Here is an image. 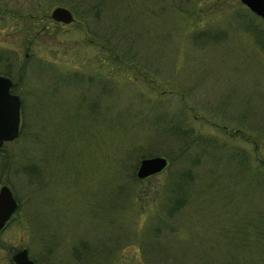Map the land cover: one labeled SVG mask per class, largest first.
<instances>
[{
  "label": "rangeland",
  "instance_id": "rangeland-1",
  "mask_svg": "<svg viewBox=\"0 0 264 264\" xmlns=\"http://www.w3.org/2000/svg\"><path fill=\"white\" fill-rule=\"evenodd\" d=\"M260 34L240 0H0L20 99L0 264L21 247L39 264H264ZM155 155L166 167L137 177Z\"/></svg>",
  "mask_w": 264,
  "mask_h": 264
},
{
  "label": "water",
  "instance_id": "water-1",
  "mask_svg": "<svg viewBox=\"0 0 264 264\" xmlns=\"http://www.w3.org/2000/svg\"><path fill=\"white\" fill-rule=\"evenodd\" d=\"M252 12L264 19V0H240ZM50 16L61 22H70L73 19L72 12L64 6H56ZM12 80L10 77L0 74V145L6 140L16 137L20 116L19 96L10 91ZM168 160L165 156L155 155L144 157L140 160L136 170V176L140 178L160 172L166 167ZM17 207V200L8 185L0 186V230L3 228L11 214ZM13 264H38L28 255L26 247L14 251L11 255Z\"/></svg>",
  "mask_w": 264,
  "mask_h": 264
},
{
  "label": "trees",
  "instance_id": "trees-1",
  "mask_svg": "<svg viewBox=\"0 0 264 264\" xmlns=\"http://www.w3.org/2000/svg\"><path fill=\"white\" fill-rule=\"evenodd\" d=\"M256 35H258V34H256ZM257 37H258V41H260L264 46V36H261V34H260V36H257ZM262 168L264 170V163H262ZM176 207L177 206L175 204H172V206H171L172 209H175Z\"/></svg>",
  "mask_w": 264,
  "mask_h": 264
}]
</instances>
